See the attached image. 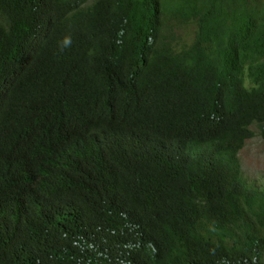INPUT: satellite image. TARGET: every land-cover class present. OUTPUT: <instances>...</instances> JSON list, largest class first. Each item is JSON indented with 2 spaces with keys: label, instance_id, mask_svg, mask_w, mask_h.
I'll use <instances>...</instances> for the list:
<instances>
[{
  "label": "trees",
  "instance_id": "trees-1",
  "mask_svg": "<svg viewBox=\"0 0 264 264\" xmlns=\"http://www.w3.org/2000/svg\"><path fill=\"white\" fill-rule=\"evenodd\" d=\"M264 0H0V264H264Z\"/></svg>",
  "mask_w": 264,
  "mask_h": 264
},
{
  "label": "rangeland",
  "instance_id": "rangeland-1",
  "mask_svg": "<svg viewBox=\"0 0 264 264\" xmlns=\"http://www.w3.org/2000/svg\"><path fill=\"white\" fill-rule=\"evenodd\" d=\"M239 158L249 182L258 188H264V139L255 136L248 140Z\"/></svg>",
  "mask_w": 264,
  "mask_h": 264
}]
</instances>
